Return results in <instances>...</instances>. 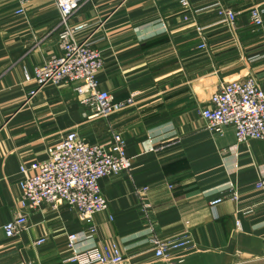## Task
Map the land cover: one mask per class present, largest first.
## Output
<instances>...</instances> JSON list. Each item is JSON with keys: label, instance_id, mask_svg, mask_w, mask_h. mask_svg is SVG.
I'll use <instances>...</instances> for the list:
<instances>
[{"label": "crops", "instance_id": "1", "mask_svg": "<svg viewBox=\"0 0 264 264\" xmlns=\"http://www.w3.org/2000/svg\"><path fill=\"white\" fill-rule=\"evenodd\" d=\"M189 2L81 5L71 23L84 25L78 39L103 54L100 88L116 102L134 98L107 119H88L72 83L47 85L28 100L35 68L61 54L55 1L0 0V264H73L70 234L79 250L118 244L121 264H264V189L255 185L264 179V140L238 143L233 126L216 132L200 113L225 82L252 76L264 89V25L250 21V8L264 9V0ZM223 7L240 12L236 33ZM69 130L102 145L121 132L131 171L100 180L108 209L92 223L67 204L43 203L24 208L29 231L7 237L4 226L21 208L22 164L46 159ZM230 189L238 202L210 206ZM152 235L193 243L160 259Z\"/></svg>", "mask_w": 264, "mask_h": 264}, {"label": "built area", "instance_id": "2", "mask_svg": "<svg viewBox=\"0 0 264 264\" xmlns=\"http://www.w3.org/2000/svg\"><path fill=\"white\" fill-rule=\"evenodd\" d=\"M54 1L59 12L57 31L61 54L53 55L44 65L35 68L33 78L36 88L29 93L28 100L47 85L72 83L78 100L86 108L84 116L88 119H107L132 105L133 97L116 102L109 91L100 88L98 75L104 65L103 54L93 46L92 41L78 39L84 25L71 23L72 17L88 0ZM180 2L185 8L190 7L189 0ZM18 11L23 12V9ZM219 13L225 18L229 29L236 33L240 12L223 7ZM250 21L254 26H263L264 9L259 5L252 6ZM200 113L208 127L216 132H221L226 126H233L238 143L264 140V89L252 76L221 84ZM112 139L111 143L105 145L90 144L76 130H69L62 140L48 147L46 159L33 161L28 166L22 164L21 208L4 226L7 237L13 238L29 231V214L24 210L28 206L67 204L77 211L83 223L88 224L98 214L106 212L108 201L101 190L100 180L131 171L133 166L122 133L113 132ZM255 185L259 190L264 189V179L258 180ZM147 189L140 188L139 194L144 195ZM228 198L236 202L240 200L237 190L230 189L227 194L211 200L210 206L215 207ZM142 202L144 211L148 212L146 209L149 205L143 199ZM77 236L68 235L72 253L67 261L73 264H121L126 259L116 243L102 245L100 248L76 249ZM45 241L46 238L42 237L35 244L40 245ZM150 242L155 257L166 260L171 258L173 252L188 248L193 243L187 235L177 239H161L152 235Z\"/></svg>", "mask_w": 264, "mask_h": 264}]
</instances>
